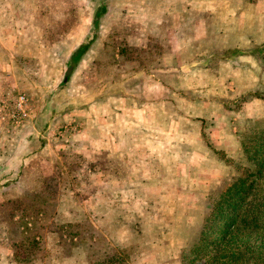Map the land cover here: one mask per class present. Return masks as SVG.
Listing matches in <instances>:
<instances>
[{
  "label": "rangeland",
  "instance_id": "1",
  "mask_svg": "<svg viewBox=\"0 0 264 264\" xmlns=\"http://www.w3.org/2000/svg\"><path fill=\"white\" fill-rule=\"evenodd\" d=\"M102 3L107 10L99 19L98 31L103 28V38L108 33L103 40L105 46L114 48V57H139L137 48L126 45L123 28L146 26V22L153 26V18L178 25L177 17L169 18L168 13L174 11L168 6L178 5L175 0L172 4L167 0H0V22L12 14V78L4 75L7 67L0 68L4 72L0 73L3 141L14 144L19 138L20 132L12 130L6 111L7 103L15 102L17 94L27 97L24 119L30 117L38 130L47 127L62 110L59 85L66 62L82 39L91 36L94 13ZM208 5L210 17H220L216 15L219 10L229 11L226 0H209ZM199 7L193 0L194 35ZM218 31L223 30L209 34L210 54L211 45L219 41ZM147 36L156 52L164 47L158 36ZM167 55L162 53L161 58ZM253 92L235 96L229 108L236 111ZM256 108L248 105L243 120L234 113V117L225 115L226 125L235 121L240 126H205L208 129H203L201 141L190 139L193 156L188 155L186 162L160 164L159 179L130 177V187L124 185L130 194L123 196L105 195L106 180L96 176L95 163L88 160L90 154L82 163L67 159L71 151L51 129L43 148L37 146L29 152L33 154L31 162L26 165L12 156L15 177H0V264H182V250L197 240L207 205L242 162V142L264 121V116L254 114ZM58 126V131H69V123ZM40 133L36 134L38 139L42 138ZM223 139L226 148L219 146ZM213 142L219 152L213 150ZM198 146L205 148L201 155H196ZM8 165L0 163L1 170ZM175 167L177 171L167 172ZM157 169L154 164L152 170Z\"/></svg>",
  "mask_w": 264,
  "mask_h": 264
},
{
  "label": "crops",
  "instance_id": "2",
  "mask_svg": "<svg viewBox=\"0 0 264 264\" xmlns=\"http://www.w3.org/2000/svg\"><path fill=\"white\" fill-rule=\"evenodd\" d=\"M227 1L229 11L219 10L216 15L219 13L220 17L215 18L210 17L209 0H197L200 20L195 35L193 0H175L178 5L168 6L174 9L168 13L169 18L177 17L176 26L153 18V26L146 22V26L133 24L123 28L126 45L137 48L138 58L114 57V48L105 46L103 40L108 33L101 37L103 28L98 31L99 21L97 28L93 23L94 40L69 79L59 85L62 110L41 130L35 128L38 125L30 117L21 124L12 122V130L20 132L14 144L0 137V163L9 164L3 170L0 167V177H15L12 156L27 165L33 159L29 152L37 146L43 148L52 129L71 151L67 159L82 163L90 154L88 160L95 163L96 176L106 180L105 195H129L130 177L141 181L147 177L159 179L160 164L176 166L186 162L194 149L190 139L201 141L203 129H208L205 126H240L235 121L226 125L225 115L236 114L243 120L248 105L257 106L256 116H264V98L260 96L253 95L236 111L229 108V101L235 96L251 90L264 91V0ZM177 7L181 9L175 11ZM10 17L0 22V68L7 67L4 75L12 78V14ZM218 29L223 31H218L219 41L211 45L210 54L209 34ZM148 34L162 41L164 47L160 51L150 46ZM84 39L82 42L87 37ZM167 52V57L161 58ZM194 56L198 60L194 61ZM63 122L69 123V131H58ZM37 133L42 138L38 139ZM224 141L219 146L226 148ZM213 143V148L218 147ZM78 147L82 150H76ZM204 150L198 146L196 155ZM154 164L158 167L156 172L152 170ZM170 171L177 169L167 172ZM120 201L123 203L122 198Z\"/></svg>",
  "mask_w": 264,
  "mask_h": 264
},
{
  "label": "trees",
  "instance_id": "3",
  "mask_svg": "<svg viewBox=\"0 0 264 264\" xmlns=\"http://www.w3.org/2000/svg\"><path fill=\"white\" fill-rule=\"evenodd\" d=\"M106 10L102 3L95 11L94 28ZM95 35L93 32L70 53L60 83L69 79ZM241 147L242 162L207 205L197 240L182 250V264H264V121Z\"/></svg>",
  "mask_w": 264,
  "mask_h": 264
},
{
  "label": "built area",
  "instance_id": "4",
  "mask_svg": "<svg viewBox=\"0 0 264 264\" xmlns=\"http://www.w3.org/2000/svg\"><path fill=\"white\" fill-rule=\"evenodd\" d=\"M27 97L22 92L16 95L15 102L9 101L7 103L6 111L8 114L9 121L11 123H21L23 122L27 115L26 106H27ZM5 107L2 106V108ZM1 111V109H0ZM66 127V126H65Z\"/></svg>",
  "mask_w": 264,
  "mask_h": 264
}]
</instances>
